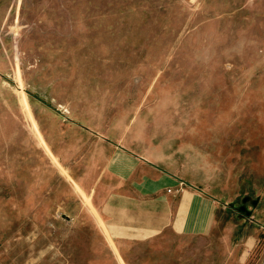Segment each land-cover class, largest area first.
<instances>
[{"label": "rangeland", "instance_id": "374dc122", "mask_svg": "<svg viewBox=\"0 0 264 264\" xmlns=\"http://www.w3.org/2000/svg\"><path fill=\"white\" fill-rule=\"evenodd\" d=\"M162 177L213 230L112 240ZM0 264H264V0H0Z\"/></svg>", "mask_w": 264, "mask_h": 264}, {"label": "crops", "instance_id": "0c3cea01", "mask_svg": "<svg viewBox=\"0 0 264 264\" xmlns=\"http://www.w3.org/2000/svg\"><path fill=\"white\" fill-rule=\"evenodd\" d=\"M101 216L110 238L142 242L170 232L177 236L208 235L217 219L216 202L202 190L179 188L175 179H159L141 194H109Z\"/></svg>", "mask_w": 264, "mask_h": 264}]
</instances>
